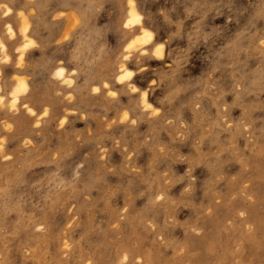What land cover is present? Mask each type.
Instances as JSON below:
<instances>
[{"label": "rangeland", "instance_id": "obj_1", "mask_svg": "<svg viewBox=\"0 0 264 264\" xmlns=\"http://www.w3.org/2000/svg\"><path fill=\"white\" fill-rule=\"evenodd\" d=\"M139 1L0 0V264H264V0Z\"/></svg>", "mask_w": 264, "mask_h": 264}, {"label": "bare ground", "instance_id": "obj_2", "mask_svg": "<svg viewBox=\"0 0 264 264\" xmlns=\"http://www.w3.org/2000/svg\"><path fill=\"white\" fill-rule=\"evenodd\" d=\"M141 1V0H140ZM139 1V2H140ZM142 2H144V0H142ZM174 3H176V4H174ZM172 5H174V8H176V5L179 3L178 2V0H175V2H174ZM128 4H129V10H130V13H129V18L130 19H132V20H138L137 19V17H139V19H140V14L139 13H142V8L144 9V6L142 7V6H140L137 2H136V0H128ZM143 4V3H142ZM150 5V4H149ZM152 5V4H151ZM146 9V8H145ZM148 9V8H147ZM170 9V8H169ZM170 13V12H169ZM129 19V20H130ZM145 23H146V25H148V26H152L153 24H151V22H149V21H145ZM157 25V23L156 22H154V26H156ZM27 26V25H26ZM154 26H152V27H154ZM38 27V26H37ZM142 28V27H141ZM144 29V28H143ZM146 32V35H148L149 36V34H150V29H144ZM130 41V40H129ZM157 48H159L160 49V51H161V49H162V46L160 45L159 47H157ZM55 70H56V68H55ZM63 68H57V73L56 74H60L61 72H63ZM55 71V72H56ZM129 72V71H128ZM15 93V90H13L12 91V95ZM143 93V92H142ZM17 98V95H15L14 97H13V99H16ZM143 98V97H142ZM145 99V98H144ZM144 102V101H143ZM146 105V104H145ZM147 105H149L148 103H147Z\"/></svg>", "mask_w": 264, "mask_h": 264}, {"label": "snow or ice", "instance_id": "obj_3", "mask_svg": "<svg viewBox=\"0 0 264 264\" xmlns=\"http://www.w3.org/2000/svg\"><path fill=\"white\" fill-rule=\"evenodd\" d=\"M137 19H138V17H137ZM133 21H129V23H132ZM132 47V45L130 44L129 45V48H131ZM126 59H127V57H126ZM132 76V73L131 72H127L126 73V75L125 76H122L121 77V79L123 80V79H125V78H127V77H131Z\"/></svg>", "mask_w": 264, "mask_h": 264}]
</instances>
